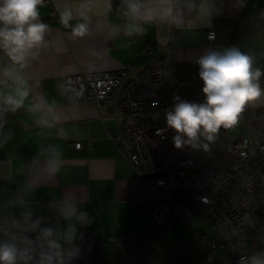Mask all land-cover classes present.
I'll use <instances>...</instances> for the list:
<instances>
[{"label":"crops","instance_id":"1","mask_svg":"<svg viewBox=\"0 0 264 264\" xmlns=\"http://www.w3.org/2000/svg\"><path fill=\"white\" fill-rule=\"evenodd\" d=\"M201 3V0H196ZM214 8L207 18L185 13V25L177 28L166 23L143 24L142 34L128 35L122 0H44L38 6L39 20L48 25L46 43L29 58L22 74L29 87L23 107L11 113L0 127V242L5 232L27 236L35 241L40 229L52 228L67 251L78 254L65 264H227L246 248L248 259L264 253V231L244 240L236 248L206 255L194 233L214 237L212 228L200 216L184 221L171 215L157 224L151 215V192L136 177L128 161L110 140L116 124L101 114L105 105L67 104L63 98L62 78L123 66L138 70L155 61L171 58L173 63L190 68L207 51L237 47L254 59V68L264 73V0H208ZM86 6V11L85 7ZM70 9L69 27L60 21V12ZM85 12L87 20L81 18ZM56 16L52 17L51 14ZM88 24V34L73 37L72 28ZM212 30L217 39L233 43L216 47L207 42ZM169 48V52L162 53ZM11 62L0 51V79ZM264 89V74L259 79ZM10 89L0 84V92ZM33 105H40L33 111ZM264 105V96L245 109ZM7 108L0 104V109ZM54 126L42 123L52 120ZM2 115L0 113V122ZM81 147L75 148L74 143ZM59 153V170L49 165ZM153 174H145L144 177ZM75 201L76 217L65 219L60 212L65 201ZM87 214V221L78 219ZM39 221L36 231H23ZM74 226L71 244L63 238ZM124 238L121 246L108 240ZM29 264H38L40 247ZM20 264V262H18Z\"/></svg>","mask_w":264,"mask_h":264},{"label":"built area","instance_id":"2","mask_svg":"<svg viewBox=\"0 0 264 264\" xmlns=\"http://www.w3.org/2000/svg\"><path fill=\"white\" fill-rule=\"evenodd\" d=\"M206 40L216 47L233 43L217 39L212 30L206 32ZM167 52L165 47L162 53ZM62 84L65 103L109 108L100 117L115 122L110 140L151 192V215L157 224L174 214L184 221L200 216L214 231L212 238L194 233L206 255L236 248L264 231V105L241 115L243 134L228 139L221 154L209 147L205 150L202 145L212 142L202 137L195 148L184 145L176 149L175 132L166 125V112L174 107L177 96L188 102H204L199 65L190 68L168 58L138 70L123 66L70 74L62 78ZM13 112L0 109V127ZM74 147L80 148L81 143H74ZM108 240L121 246L124 238L111 236ZM248 256L245 248L239 256L225 261L240 264L241 257Z\"/></svg>","mask_w":264,"mask_h":264},{"label":"clouds","instance_id":"3","mask_svg":"<svg viewBox=\"0 0 264 264\" xmlns=\"http://www.w3.org/2000/svg\"><path fill=\"white\" fill-rule=\"evenodd\" d=\"M125 7L124 16L127 18L126 34H142L143 24L156 22L173 25L177 28L185 25V13L195 12L202 18L212 15L214 8L208 0H122ZM44 0H0V51L11 62L3 70V79L0 84L6 85L10 91L0 92V104L7 106V110L15 111L23 107L24 100L28 97L29 87L22 69L27 66L29 58L35 55L46 43L45 34L49 31L48 25L39 20L38 6ZM85 11H86V6ZM85 21L87 16L81 12ZM73 19L70 9L60 12L61 24L69 27ZM88 34V24L79 23L72 28L73 37H83ZM199 76L203 81L202 92L205 100L195 103L181 100L178 96L171 110L166 112V125L175 132L173 136L174 147L181 149L184 145L193 148L199 146L202 137L208 142L214 141L221 128L232 129L240 121L241 114L249 105L255 104L262 96L264 89L259 85L262 73L259 68H254V59L237 47H230L220 51H207L198 61ZM40 105H33L36 111ZM52 120L42 123L51 127ZM186 138V139H185ZM205 150L208 144L202 145ZM59 153H55V160L49 165L51 174L59 170ZM61 215L71 220L77 215L75 201H65L60 209ZM78 219L87 221V214L81 212ZM26 227L17 221L13 226L22 228L23 231H36L39 221L28 224ZM75 228L71 224L64 233L63 238L71 244L75 236ZM9 239L0 242V264H29L36 255L35 244L40 247L38 264H65L68 258L78 254V249L65 250L58 239L54 238L52 228L40 229L39 235L33 241L27 236L5 232ZM264 256V253L261 254ZM240 264H264V259L253 256L250 260L241 257Z\"/></svg>","mask_w":264,"mask_h":264},{"label":"rangeland","instance_id":"4","mask_svg":"<svg viewBox=\"0 0 264 264\" xmlns=\"http://www.w3.org/2000/svg\"><path fill=\"white\" fill-rule=\"evenodd\" d=\"M244 131V125L242 122L239 121V123L232 129H224L221 132H219L212 141L211 145L208 147L213 150H217L219 153L224 154L223 144L228 141V139L235 137L236 135H242Z\"/></svg>","mask_w":264,"mask_h":264},{"label":"trees","instance_id":"5","mask_svg":"<svg viewBox=\"0 0 264 264\" xmlns=\"http://www.w3.org/2000/svg\"><path fill=\"white\" fill-rule=\"evenodd\" d=\"M246 111H247V109L244 110V112H246ZM244 112H243V113H244ZM243 113H242V114H243ZM242 114H241V115H242Z\"/></svg>","mask_w":264,"mask_h":264},{"label":"water","instance_id":"6","mask_svg":"<svg viewBox=\"0 0 264 264\" xmlns=\"http://www.w3.org/2000/svg\"><path fill=\"white\" fill-rule=\"evenodd\" d=\"M192 201H193V199L192 198H190Z\"/></svg>","mask_w":264,"mask_h":264}]
</instances>
